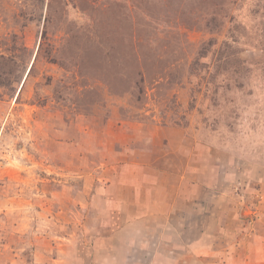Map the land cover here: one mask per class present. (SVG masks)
Returning <instances> with one entry per match:
<instances>
[{"label": "rangeland", "instance_id": "1", "mask_svg": "<svg viewBox=\"0 0 264 264\" xmlns=\"http://www.w3.org/2000/svg\"><path fill=\"white\" fill-rule=\"evenodd\" d=\"M0 264H264V0H0Z\"/></svg>", "mask_w": 264, "mask_h": 264}, {"label": "trees", "instance_id": "2", "mask_svg": "<svg viewBox=\"0 0 264 264\" xmlns=\"http://www.w3.org/2000/svg\"><path fill=\"white\" fill-rule=\"evenodd\" d=\"M0 59H4V58L0 57Z\"/></svg>", "mask_w": 264, "mask_h": 264}]
</instances>
